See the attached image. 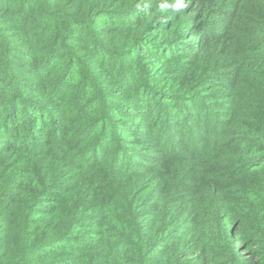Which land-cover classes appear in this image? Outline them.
Instances as JSON below:
<instances>
[{"label": "trees", "instance_id": "obj_1", "mask_svg": "<svg viewBox=\"0 0 264 264\" xmlns=\"http://www.w3.org/2000/svg\"><path fill=\"white\" fill-rule=\"evenodd\" d=\"M0 264H264V0H0Z\"/></svg>", "mask_w": 264, "mask_h": 264}]
</instances>
